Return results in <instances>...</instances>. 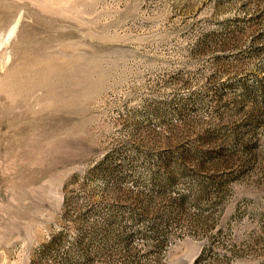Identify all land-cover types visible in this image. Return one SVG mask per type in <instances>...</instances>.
I'll list each match as a JSON object with an SVG mask.
<instances>
[{
    "label": "rangeland",
    "instance_id": "1",
    "mask_svg": "<svg viewBox=\"0 0 264 264\" xmlns=\"http://www.w3.org/2000/svg\"><path fill=\"white\" fill-rule=\"evenodd\" d=\"M0 264H264V0H0Z\"/></svg>",
    "mask_w": 264,
    "mask_h": 264
}]
</instances>
